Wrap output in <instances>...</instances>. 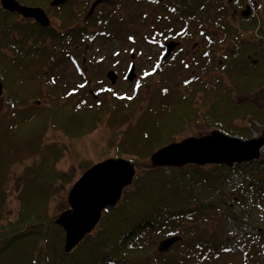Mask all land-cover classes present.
Wrapping results in <instances>:
<instances>
[{"label":"rangeland","instance_id":"1","mask_svg":"<svg viewBox=\"0 0 264 264\" xmlns=\"http://www.w3.org/2000/svg\"><path fill=\"white\" fill-rule=\"evenodd\" d=\"M49 1L41 0L42 3L37 5L45 10L50 25L56 26L62 33L65 29L64 42L56 43L53 42L50 35L38 34L36 24L32 27L27 24L30 22L29 18L11 12L12 15L7 16L2 29H0V56L25 58L36 55V49H21V45L26 42L34 44L42 42V53L46 63L41 65V70L45 74L48 72L55 77L57 82L55 85L47 87L42 84L41 86L34 85L32 89L44 88V92H46L58 88L61 94H64L69 88H74L76 91L73 97L80 95L79 102L74 99L70 103L77 106L82 105L84 104L82 99L87 98L92 103L89 111L96 114V120L93 129L80 136L66 134L60 128L48 126L39 144L28 149L26 148L29 145L26 146L25 144L22 146L26 147L25 150L18 154L15 151L9 152L8 149L2 147L1 159L3 163L0 165V178L4 177L5 181L0 186V199L4 198L0 226L17 219L19 203L16 196L19 191L25 193L32 191L37 186L41 187L47 194V201L42 210L45 214L43 220L56 217L60 211L68 208L67 192L81 173L99 160L115 157L117 152H119L120 157L132 159L133 162H131L135 166V177L141 171L137 170L139 166L150 165L149 157H141L139 153L146 143L147 130L154 109L167 103L168 97L172 101L176 100V102L180 97V100H183V106L191 110L190 117H187L188 123L186 122L178 131L171 132L172 139L175 141L187 136L208 134L214 129L220 130L213 123L204 120L202 114L206 113L212 105V96L209 94L216 91V97H218L225 87L222 85V76L220 75L222 69L220 64L224 63L221 59L223 55L221 58L217 56L224 49L223 42L227 43V39L222 40L224 26L216 28L219 31H215L214 28L221 20L220 18L223 20L221 11L223 5L228 10L226 19L234 26L236 25L243 36L257 39L264 45V26H262V32L258 30V26L264 18V0H213L216 5L212 4V0H193L192 6L195 14L191 17L190 27H195L192 30L194 35L191 36L184 33L182 28L184 22L182 18L184 15L183 4L176 0H132L130 4L125 5L127 7L123 10L118 9L117 15L113 13L111 16L113 20L107 24L103 22L106 19L105 15H101V17L99 15L95 19L85 16L87 18L85 19L83 14L85 9H82L76 0H71L60 6H52ZM243 1L255 5V9L249 16L243 17L237 13H234L235 16H233L231 12L234 7H243L244 3H241ZM0 8V13L3 15L2 11L5 10L2 9L1 5ZM98 12H103V10ZM98 12L96 13L98 14ZM159 16H162L160 24L157 21ZM259 22L261 23L259 24ZM242 23L247 27H254L253 29H246ZM171 26L174 27L173 33L159 39L153 38L159 34L158 30L161 32L166 29L165 27L171 30ZM199 30H201L200 34ZM129 37L133 38L128 39ZM168 38L181 40L180 45L175 46L174 51L177 52L164 63L162 68L156 66L155 70L150 72L149 69H152L156 64L154 62L158 61V53L163 49L161 43L168 41ZM67 44V50L62 48ZM70 44L72 45L70 46ZM53 47H56L55 51L51 49ZM256 47L257 50H260L263 46L256 45ZM207 50L215 52L218 60L215 63L218 67L215 65L212 68L209 67ZM103 52L105 58L99 56L96 60L95 54ZM71 56L79 62L83 69L82 74L78 69H74ZM199 60L204 64L203 67H198L197 61ZM130 61H133L137 67L135 71L137 79L131 81L124 78V72L127 71V65ZM37 66L36 69H38ZM108 67L113 68L118 74L114 84H110L104 75ZM214 78H217L218 82H215ZM198 79L202 80V85ZM183 80L190 83L188 85L183 84ZM16 86V91L9 92L3 85L0 96V114L8 116L13 106L38 105L40 103V100L37 99L38 95L30 98L25 93L21 88L19 79ZM44 92L42 91L39 95H43ZM94 93H99L101 97L95 99L96 94ZM46 94L48 93L46 92ZM231 96L238 104L241 101H250L260 105L264 98V87L248 94H232ZM59 99L60 101L64 100L61 96ZM42 101L46 102V99ZM246 118L235 117L233 121L248 124ZM255 126L258 129L254 130L252 134L264 136V126L260 124H255ZM0 133H2L1 128ZM55 147L60 149L61 155L54 162L53 167L58 172L67 173L70 178L66 180L57 178L52 184H49L40 179L37 173L40 168H48L51 164V149ZM208 165L210 164L203 166L208 168ZM17 176H21L23 181L16 186L15 178ZM248 179L247 174L233 175L231 180L224 185V190L229 196L242 193L246 185L249 184ZM204 188L205 186L200 185L199 192H203ZM3 190L10 193L3 196L1 193ZM227 199L228 203L231 204V212L227 213L224 210V213L219 214L216 219H209L206 225L225 244L224 252L217 257L211 255V259H214L213 263H264V243L258 240L259 236H256V230L252 225L247 227L239 224L238 217L241 216L242 212L238 200ZM247 208L248 214L252 218L251 222L255 226L259 225L257 220L260 214L264 215V207L248 204ZM39 226L43 228L44 224ZM24 227H28V225ZM174 235L178 236L179 240L181 239L180 234ZM1 238L2 235L0 234V240ZM163 238L157 240L155 249L159 254L168 256L170 263H176L177 257L184 255L183 253L189 250V247L184 245H171L166 251L161 252L157 247ZM28 246L31 247L30 245H17L16 251L24 252ZM194 248L195 250L200 249L199 246L194 247L192 244L190 250L194 251ZM42 250V244L35 245L36 252ZM193 251L190 254L195 257L196 254ZM248 251L252 253H247ZM31 258L29 256L30 264H46L43 259L40 260L41 262H36V259ZM7 260L6 257H3L0 264H7ZM194 261L196 259L191 260V262Z\"/></svg>","mask_w":264,"mask_h":264},{"label":"trees","instance_id":"2","mask_svg":"<svg viewBox=\"0 0 264 264\" xmlns=\"http://www.w3.org/2000/svg\"><path fill=\"white\" fill-rule=\"evenodd\" d=\"M18 1L29 6H40L37 4L42 3L41 0ZM176 1L183 4L184 33L187 36L194 35L192 30L195 26L190 27L191 17L195 14L193 0ZM212 4L216 5L213 0ZM221 11L223 20L220 18L221 20L214 28L215 31H219L216 28L224 26L222 40L227 39V43L223 42L225 50L223 49L217 56L221 58L223 55L221 59L224 63L220 64L222 68L220 72L222 77H220L225 87L218 97H216V91L209 94L213 102L209 110L202 115L204 120L213 123L222 132L247 139L253 135L254 130L258 129L255 124L264 126V98L260 105L250 101H241L238 104L231 95L248 94L264 87V45L257 39L243 36L241 30L226 19L228 10L224 5ZM2 13L3 15L0 13V29L7 16L12 15L7 10ZM27 24L29 27L35 25L32 22ZM242 26L246 29L254 27H247L243 23ZM262 26H264V18L258 26L260 32L263 31L259 29ZM165 28L161 32L158 30V37L168 36L169 33L174 32L173 26L171 30L167 29L168 27ZM64 32L52 26H37L38 34L50 35L56 43L64 42ZM200 33L201 30H199ZM73 37L75 38V35ZM256 45L263 47L257 50ZM23 48L36 49L37 54L25 58L0 56V80L9 92H14L17 90L16 83L19 79L25 93L30 98L38 95L37 99L40 103L13 106L8 116L0 114L2 131L0 133V165L3 163L2 147L18 154L25 150L26 147H22L25 144L29 145L26 149L39 144L48 126L60 128L66 134L80 136L93 129L96 120V114L89 111L92 103L87 98L82 99L84 101L82 105L70 103L74 99L79 102V94V97H73L76 91L74 88H69L64 94H61L58 88L48 90L50 92L46 91L48 94L44 92V88L32 89L34 85L42 84L46 87L55 85L57 80L48 72L45 74L41 70V65L46 63L42 53V42L39 44L26 42L21 45V49ZM55 48L51 49L55 51ZM62 48L67 50L68 44ZM207 52L209 67L212 68L214 65L218 67L215 63L218 61L215 52L210 51V53L208 50ZM70 59L74 67L78 66L75 57L71 56ZM197 63L198 67L204 66L200 60ZM198 81L202 85V80L198 79ZM214 81L218 82V79L214 78ZM42 91L44 94L39 95ZM95 94V99L101 97L99 93ZM60 96L64 100L60 101ZM45 99L46 102L42 101ZM166 100H168L167 103L162 104L165 107L160 105L161 107L154 109L147 130L146 143L139 153L141 157H149L157 148L175 141L172 139L171 132L178 131L186 122L188 123L187 117H190L191 110L183 106V100H180V97L177 102L170 100L169 97ZM186 104L189 105V103ZM235 117H247L248 124L236 123L233 121ZM51 153L52 162L48 168L42 167L38 170L39 178L49 184L57 178L69 179L70 176L67 173L58 172L53 167L54 162L61 155L60 149L52 148ZM119 155L117 152L115 157ZM129 160L132 161V159ZM137 170L141 171L134 177L133 182L123 189L117 203L102 210L95 228L69 252L63 248L64 232L55 224V216L46 221L43 220L45 214L42 210L47 201L45 191L39 186L25 193L20 190L16 196L19 203L17 219L0 226L2 231L0 260L6 257L7 264H30V256L31 259H36V262H41L40 260L43 259L46 264H214L211 255L217 257L224 252L225 244L206 225L209 219H216L219 214L224 213V210L227 213L231 212V204L228 203L227 198L238 200L241 206L242 214L238 217L239 224L247 227L252 225L256 230V236H259L258 240L264 243V215L260 214L257 220L259 225L255 226L251 222L252 218L247 208L248 204L264 207V147L258 159L231 166L210 164L206 168L203 165L185 164L181 167H151L147 164L139 166ZM241 174L249 176V184L242 193L229 196L224 190V185L233 175ZM21 176L15 178L16 186L22 183ZM4 181L5 178L1 177L0 186ZM200 185L205 186L203 192L198 190ZM1 193L6 196L10 192L3 190ZM3 199H0V218L3 216ZM42 223L43 228L39 226ZM26 225L28 227H24ZM174 234H180L181 239L173 245H184L189 247V250L185 252L187 254L178 256L176 263H170L168 256L156 251L155 243L159 238ZM40 244L43 250L36 252L35 245ZM192 244L194 247L199 246L200 249L194 248L195 252L190 250ZM17 245L31 247L28 246L24 252H21L16 251ZM191 251L196 254L195 257L191 256ZM249 252L252 253L251 251L247 253ZM193 259L196 261L191 262Z\"/></svg>","mask_w":264,"mask_h":264},{"label":"water","instance_id":"3","mask_svg":"<svg viewBox=\"0 0 264 264\" xmlns=\"http://www.w3.org/2000/svg\"><path fill=\"white\" fill-rule=\"evenodd\" d=\"M66 1L51 0L49 4L57 6ZM99 1L95 0L91 4L89 13ZM0 5L4 10L34 19L41 26H50L49 17L40 6H29L18 0H0ZM241 14L246 16L248 12L245 10ZM178 44L179 41H167L164 57ZM105 75L112 84L115 83L117 75L112 69ZM135 76V67L131 63L125 77L131 81ZM2 91L3 84L0 80V96ZM263 147L264 136L243 139L214 129L208 134L187 136L167 143L154 150L149 160L151 167H179L185 164L231 166L258 159ZM134 175L135 166L130 160L107 157L90 165L72 183L66 195L69 207L60 211L54 219L55 224L64 232L63 248L66 252L71 251L95 228L102 210L117 203L123 189L132 183ZM178 240V236H167L160 240L157 249L164 252Z\"/></svg>","mask_w":264,"mask_h":264},{"label":"flooded vegetation","instance_id":"4","mask_svg":"<svg viewBox=\"0 0 264 264\" xmlns=\"http://www.w3.org/2000/svg\"><path fill=\"white\" fill-rule=\"evenodd\" d=\"M51 1V0H50ZM49 1V2H50ZM68 1H71V0H67L66 2H68ZM77 1V3H79V5H81V8L82 9H85L84 10V18L85 19H87L85 16H90L92 19H95L97 16H99V17H101V15H105V17H106V19H104V23L105 24H107V23H110L112 20H113V17H111L112 15H113V13H116L115 15H117V12H118V9H121V10H123L125 7H127V6H125L126 4H130L131 2H132V0H100L96 5H95V7H94V9H93V11L91 12V13H89V8H90V6H91V4L95 1V0H76ZM153 1H155V0H153ZM65 3V2H64ZM241 3H244V1L243 2H241ZM246 3V2H245ZM243 4V7H234V9H233V11L231 12V14L233 15V16H235L234 15V13H237V14H240L241 16H243L241 13L243 12V11H247L248 12V14L246 15V16H249L252 12H253V9H255V5H253V4H251L250 2H247L246 4ZM63 4V3H62ZM62 4H59L58 6H60V5H62ZM123 7V8H122ZM106 8H108V9H106ZM174 8H175V6H174ZM3 9V8H2ZM100 10H103V12H98V11H100ZM106 10V11H105ZM96 12H98V14L96 13ZM105 12V13H104ZM21 16V15H20ZM22 17V16H21ZM111 17V18H110ZM161 17L162 16H159L158 17V19H157V21L159 22V24L161 23V21H160V19H161ZM244 17V16H243ZM110 18V19H109ZM117 18V17H116ZM109 19V20H108ZM29 20H30V22H32V23H34V24H36L37 26H40V27H44V26H41L40 24H38L34 19H32V18H29ZM129 22H130V20H129ZM133 23V22H132ZM261 22H259V24H260ZM50 26H52L53 28H56V26H53V25H50ZM259 29H262V27H259ZM65 31V30H64ZM104 32V31H103ZM102 32V33H103ZM153 34V33H152ZM151 37H153V36H151ZM133 37H129L128 39H132ZM154 39H159L160 37H158V36H154L153 37ZM170 39L168 38V41H169ZM171 40H174V39H171ZM174 41H179V45H180V43H181V40H174ZM166 42L167 41H164V43H161V47L163 48L162 50H161V52H159L158 53V57H157V59H158V61L157 62H154V63H156V64H154V67L152 68V69H149L150 70V72H153L154 70H155V68H156V66H160L161 68L163 67V65H164V63L165 62H167L169 59H170V57L171 56H173V54H175L177 51H174L175 50V48L176 47H178L179 45H177L176 47H174L171 51H170V53L168 54V56L167 57H164V53H165V49H166ZM112 53V52H111ZM101 57V58H105V53L103 52V53H96L95 54V57H97L96 58V60L98 59V57ZM132 56V55H131ZM108 58H110V57H108ZM77 62V64H78V66H75L74 67V69H78L79 70V72H82L83 73V69H82V67L79 65V62L78 61H76ZM112 62V61H111ZM131 63H133L134 64V67H135V71L137 70V67H136V65H135V63L132 61H130L129 62V64L127 65V69H128V67L130 66V64ZM114 65V64H113ZM118 68V67H117ZM109 69H112L115 73H116V75H117V78H118V74H117V72L113 69V68H109L108 67V69L105 71V73L109 70ZM119 70V69H118ZM122 72H123V70H122ZM105 73H104V75H105ZM137 74V73H136ZM122 75V74H121ZM125 75H126V72H124V78H126L125 77ZM106 76V75H105ZM117 78H116V80H117ZM134 79H137V76H135V78ZM133 79V80H134ZM189 83V82H188ZM110 84H112V83H110ZM183 84H187V82L185 81V80H183ZM257 104V103H256Z\"/></svg>","mask_w":264,"mask_h":264}]
</instances>
